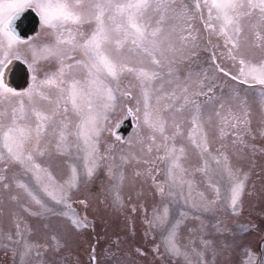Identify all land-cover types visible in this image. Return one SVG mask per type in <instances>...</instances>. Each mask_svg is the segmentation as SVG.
I'll return each instance as SVG.
<instances>
[{"label":"snow or ice","instance_id":"6c2138e0","mask_svg":"<svg viewBox=\"0 0 264 264\" xmlns=\"http://www.w3.org/2000/svg\"><path fill=\"white\" fill-rule=\"evenodd\" d=\"M29 12L38 30L25 38ZM258 156L264 0H0V250L11 264H81L73 236L88 264H134L127 237L96 233V200L132 237L139 214L162 262L264 264V210L246 206L253 175L264 179Z\"/></svg>","mask_w":264,"mask_h":264},{"label":"rangeland","instance_id":"374dc122","mask_svg":"<svg viewBox=\"0 0 264 264\" xmlns=\"http://www.w3.org/2000/svg\"><path fill=\"white\" fill-rule=\"evenodd\" d=\"M133 131L131 132V134ZM130 134V135H131ZM129 135V136H130ZM114 139V137L112 138ZM257 160L259 163H264V157H257ZM255 183V193L256 195L247 198V208L253 212V214L260 212L261 210H264V179H258L255 175H253L252 180L249 182ZM133 193V189L130 186L125 187L124 194L127 197L128 194ZM133 200H135V197L133 195ZM255 204L256 207L252 209V205ZM74 207H76L79 211L82 212L83 206L75 204ZM94 207L98 208L97 212H93L91 209L88 212L89 217H96V233L100 234L102 237L107 236L108 239H112L114 237L119 236L122 240L127 237L131 241V245H126L127 250L132 252V260L134 264H171V261L165 259V261H161L157 259L154 254L151 252V245L153 244V241L151 238L145 239L143 236V225L141 223V218L139 214L135 217V231L136 235L135 237H132L130 235V229L132 225H125L123 217H117L114 213L106 212L104 210L103 205L99 204V201L96 200L94 202ZM247 215V212L245 213ZM0 223H2V226L5 230H7L10 227V218L5 215L0 217ZM34 239L37 237H33ZM43 239V237H40ZM86 239L89 242H94L95 240V234L89 233ZM51 242V241H49ZM108 240H102L101 241V248L106 244ZM185 242V241H182ZM141 247L148 255L146 256H140L138 253H136L133 249L134 247ZM73 253V257L78 256L81 264H88V245L83 242V239H81L78 236H73L71 238V249ZM101 261L103 264V257H101ZM0 264H11V259L9 256H5L3 250H0Z\"/></svg>","mask_w":264,"mask_h":264},{"label":"water","instance_id":"95a60500","mask_svg":"<svg viewBox=\"0 0 264 264\" xmlns=\"http://www.w3.org/2000/svg\"><path fill=\"white\" fill-rule=\"evenodd\" d=\"M25 16L28 18L29 16H28V13H26L25 14ZM38 19V18H37ZM19 23V22H18ZM27 25H28V27H27V30L26 31H28L26 34H24L25 35V38L27 37V36H29V35H31V34H33L34 33V31L33 30H31V29H36L35 28V26L33 25L32 26V24H29V23H26ZM37 26V28H38V25H36ZM37 30V29H36ZM22 70V69H21ZM12 78L10 77V80H11ZM13 83H14V86L15 85H19L20 87H23V86H25V80L23 79V78H17V79H13ZM134 128V123H133V121H131V120H129V121H126L125 123H124V125L121 127V129L119 130V132H120V134L123 136V137H128L129 136V134H130V132L132 131V129Z\"/></svg>","mask_w":264,"mask_h":264},{"label":"flooded vegetation","instance_id":"af4514ba","mask_svg":"<svg viewBox=\"0 0 264 264\" xmlns=\"http://www.w3.org/2000/svg\"><path fill=\"white\" fill-rule=\"evenodd\" d=\"M28 18H27V21H25V23H28V22H31V23H29V24H32V25H38L37 23H36V21L38 20L36 17H35V14L34 13H28ZM35 34V32L33 33V34H31L30 36H32V35H34ZM30 36H28V37H30ZM27 37V38H28Z\"/></svg>","mask_w":264,"mask_h":264}]
</instances>
